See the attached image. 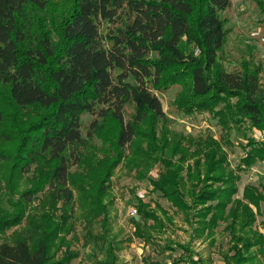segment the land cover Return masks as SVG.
<instances>
[{"label":"trees","instance_id":"16d2710c","mask_svg":"<svg viewBox=\"0 0 264 264\" xmlns=\"http://www.w3.org/2000/svg\"><path fill=\"white\" fill-rule=\"evenodd\" d=\"M255 1L264 13V0ZM231 7L232 0H0V170L32 181L18 202L0 200V238L12 230L0 264H72L80 257L69 243L76 207L88 237L106 242V264H117L106 200L123 164L158 165L153 192L184 215L194 238L214 245L226 224L224 264H264L256 226L264 185H246L238 197L241 176L229 163L244 121L264 132L262 67H223L222 14ZM172 86L182 89L179 110L213 115L218 139L168 128L156 92ZM247 147L243 172L264 162V139L249 138ZM150 206L137 197L133 235L144 242L163 226ZM23 220L27 228L14 230ZM182 247L190 264L204 263Z\"/></svg>","mask_w":264,"mask_h":264},{"label":"rangeland","instance_id":"374dc122","mask_svg":"<svg viewBox=\"0 0 264 264\" xmlns=\"http://www.w3.org/2000/svg\"><path fill=\"white\" fill-rule=\"evenodd\" d=\"M222 19L228 30L227 45L221 54L223 67L228 72L240 71L246 63H254V67H262L260 81L264 89V13L260 11L255 0H232L231 9L222 14ZM181 91V87L172 86L166 91L156 92L167 116L168 128L182 136L200 139L213 135L218 139L222 131L212 114L208 111L189 114L176 107L175 101ZM91 119L89 115L83 117L84 129ZM250 126L249 121H244L241 126L242 131L236 130L232 135L235 148L229 153V163L230 167L241 176L238 182V197H242L246 185H264V162L256 163L245 172L238 170L241 160L249 151L248 139L251 138L259 145L263 142V139L257 136L259 130H249ZM97 145L101 146L102 142L97 141ZM158 169V165L141 164L140 167L132 169L127 164H123L117 168L111 179L106 200L110 203V231L107 242L114 243L117 264H190V253L182 246H188L201 257L203 264H224L221 252L227 251L230 240L229 234L224 230L226 224L221 223L216 229L214 245L208 239L194 238L193 227L184 215L160 193L153 192L152 181L159 179ZM14 179L13 181L8 170H0V200L4 206L7 200L18 202L21 194L31 188L32 181L29 175ZM139 192L145 194V198L141 200L149 203L150 208L163 218V226L152 230L151 242H144L133 235V220L140 221V217L134 216L131 210L136 205ZM187 200L190 201L189 198ZM78 202L79 195L76 194L77 206ZM38 203L39 200H36L33 206H37ZM191 206L193 208V204ZM76 209L77 235L69 243L74 244L73 247L80 253V257L72 264H106V242L88 237V226L83 222L80 209L78 207ZM262 211L264 212V204ZM169 217L171 220H168ZM256 226L264 234V215L257 218ZM24 228H27V224L23 220L22 225L14 230ZM11 232L12 230L8 231L0 238V244L10 241Z\"/></svg>","mask_w":264,"mask_h":264},{"label":"built area","instance_id":"2783aa9c","mask_svg":"<svg viewBox=\"0 0 264 264\" xmlns=\"http://www.w3.org/2000/svg\"><path fill=\"white\" fill-rule=\"evenodd\" d=\"M257 136H258V138L261 139V140L264 139V132H261V131L257 132ZM137 197H138L139 199H144V198H145V194L142 193V192H139ZM131 212H132V214H133L134 216H137V215H138V211H137L136 207H134V208L131 210ZM195 259L197 260V258H195ZM187 264H188V263H187Z\"/></svg>","mask_w":264,"mask_h":264}]
</instances>
